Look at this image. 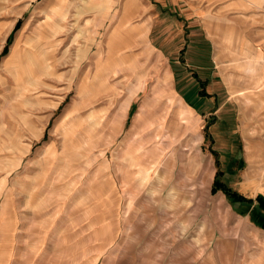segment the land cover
Masks as SVG:
<instances>
[{
  "label": "rangeland",
  "instance_id": "374dc122",
  "mask_svg": "<svg viewBox=\"0 0 264 264\" xmlns=\"http://www.w3.org/2000/svg\"><path fill=\"white\" fill-rule=\"evenodd\" d=\"M260 29L264 0H0V264H264Z\"/></svg>",
  "mask_w": 264,
  "mask_h": 264
},
{
  "label": "crops",
  "instance_id": "0c3cea01",
  "mask_svg": "<svg viewBox=\"0 0 264 264\" xmlns=\"http://www.w3.org/2000/svg\"><path fill=\"white\" fill-rule=\"evenodd\" d=\"M227 1L228 0H226V2ZM260 30L264 31V29H260ZM231 33H232V36H231L232 42L230 44L232 46H235L237 48V50H240L242 42L239 39V36L235 32H231ZM263 41H264V38H263ZM245 45H247V44H245ZM263 46H264V44L260 45V48H257L256 50H254V52H255L254 54H255V57L258 59V61L261 62V64H259V70H258V71H260V73H257V74L262 76V79L264 80V47ZM245 49L246 50H245V53L243 55H242V53L239 54V55H241V59H243L245 61V63L251 64L250 70H253V69L256 70V66L251 63L253 58L251 57L252 54L249 52V48L245 47ZM123 108L124 107L122 106V112L121 113H124ZM253 145L254 144L250 141L247 142V144L245 145V153H246V156H247L249 162H248V168H247L246 173L244 174V177H245V182L247 184H249V185L252 184V185H255L256 187H260L261 183L264 181V161H263L264 159L261 156V148L259 149ZM247 147L248 148L250 147V153L248 152L249 149ZM249 155H253L255 157V161H252L250 159ZM1 185L2 184H0V186ZM238 207H237V210L239 212L245 211L244 208H240V206H238ZM263 215H264V212H263ZM260 217H261V219L259 218L258 222L264 223V216H260ZM262 232H263V236H264V228L262 229Z\"/></svg>",
  "mask_w": 264,
  "mask_h": 264
},
{
  "label": "trees",
  "instance_id": "16d2710c",
  "mask_svg": "<svg viewBox=\"0 0 264 264\" xmlns=\"http://www.w3.org/2000/svg\"><path fill=\"white\" fill-rule=\"evenodd\" d=\"M226 191H227V193H230L228 189H227ZM228 195H229V194H228ZM229 196H231V197H236V198L239 199V200H243V199H244V197H242V196L239 195V194H235V193H230Z\"/></svg>",
  "mask_w": 264,
  "mask_h": 264
},
{
  "label": "bare ground",
  "instance_id": "6f19581e",
  "mask_svg": "<svg viewBox=\"0 0 264 264\" xmlns=\"http://www.w3.org/2000/svg\"><path fill=\"white\" fill-rule=\"evenodd\" d=\"M228 40H229V38H228ZM241 57V56H240ZM253 69V68H252ZM145 178V177H144Z\"/></svg>",
  "mask_w": 264,
  "mask_h": 264
}]
</instances>
